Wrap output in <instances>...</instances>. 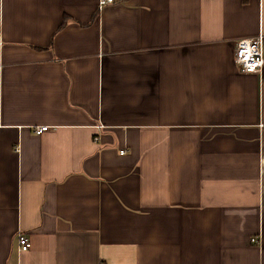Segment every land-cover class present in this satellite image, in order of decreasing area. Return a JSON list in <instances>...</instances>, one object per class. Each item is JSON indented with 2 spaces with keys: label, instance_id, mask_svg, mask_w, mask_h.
I'll list each match as a JSON object with an SVG mask.
<instances>
[{
  "label": "crops",
  "instance_id": "1",
  "mask_svg": "<svg viewBox=\"0 0 264 264\" xmlns=\"http://www.w3.org/2000/svg\"><path fill=\"white\" fill-rule=\"evenodd\" d=\"M99 2L0 0V264H264V0Z\"/></svg>",
  "mask_w": 264,
  "mask_h": 264
},
{
  "label": "built area",
  "instance_id": "2",
  "mask_svg": "<svg viewBox=\"0 0 264 264\" xmlns=\"http://www.w3.org/2000/svg\"><path fill=\"white\" fill-rule=\"evenodd\" d=\"M113 2L114 0H100L99 7ZM234 63L241 74H260L264 68V35L237 40ZM48 130V126L37 127L34 129V134L40 136ZM252 241L257 242L256 239ZM18 243L21 252H26L32 247L30 238L24 233L18 235Z\"/></svg>",
  "mask_w": 264,
  "mask_h": 264
},
{
  "label": "rangeland",
  "instance_id": "3",
  "mask_svg": "<svg viewBox=\"0 0 264 264\" xmlns=\"http://www.w3.org/2000/svg\"><path fill=\"white\" fill-rule=\"evenodd\" d=\"M263 159H264V156H263ZM262 167H263V185H264V160H263Z\"/></svg>",
  "mask_w": 264,
  "mask_h": 264
},
{
  "label": "water",
  "instance_id": "4",
  "mask_svg": "<svg viewBox=\"0 0 264 264\" xmlns=\"http://www.w3.org/2000/svg\"><path fill=\"white\" fill-rule=\"evenodd\" d=\"M263 138H264V120H263Z\"/></svg>",
  "mask_w": 264,
  "mask_h": 264
},
{
  "label": "trees",
  "instance_id": "5",
  "mask_svg": "<svg viewBox=\"0 0 264 264\" xmlns=\"http://www.w3.org/2000/svg\"><path fill=\"white\" fill-rule=\"evenodd\" d=\"M66 22H67V18H65V22H64V24H66Z\"/></svg>",
  "mask_w": 264,
  "mask_h": 264
}]
</instances>
